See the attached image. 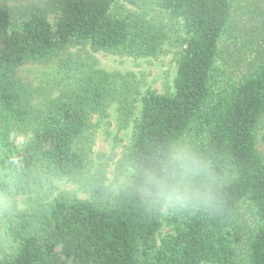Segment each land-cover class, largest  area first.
Masks as SVG:
<instances>
[{"label": "trees", "instance_id": "16d2710c", "mask_svg": "<svg viewBox=\"0 0 264 264\" xmlns=\"http://www.w3.org/2000/svg\"><path fill=\"white\" fill-rule=\"evenodd\" d=\"M124 1L136 10L114 13L118 0H0V169L36 177L32 188L10 186L13 204L0 229L11 243H0V264H56L58 248L73 264H264V21L243 35L261 44L235 76L229 64L239 47L228 34L236 0ZM153 9L180 27L182 51L173 93L141 97L122 167L139 171L171 146L190 147L213 163L214 209L175 211L147 199L138 184L112 191L102 171L87 173L83 140L117 96L111 75L67 63V52L88 46L156 57L170 36L148 18ZM54 61L69 70L56 85L24 75ZM130 90L122 108L131 105ZM53 180L86 181L89 198L49 197L44 185ZM19 197L26 210L16 206ZM163 226L169 231L158 239Z\"/></svg>", "mask_w": 264, "mask_h": 264}, {"label": "rangeland", "instance_id": "374dc122", "mask_svg": "<svg viewBox=\"0 0 264 264\" xmlns=\"http://www.w3.org/2000/svg\"><path fill=\"white\" fill-rule=\"evenodd\" d=\"M233 5L234 13L238 18L234 20L231 27L232 32L228 35L237 40L236 47L239 48L237 50L234 48L229 68L233 75L239 76L255 58L258 46L261 44L260 42H248L243 35L254 25L264 21V0H236ZM135 10V7L124 0H118V5H115L113 12L120 14ZM151 15L154 17V22L164 27L170 36L164 50L156 57L133 58L113 53L93 52L88 46H76L67 52L69 54L66 58L67 63H79L81 66L89 63L96 69H101L111 75L114 95L117 96L116 99H109L108 106L104 111L100 110L95 114L91 120V130L83 140V148L89 152L88 175L102 171L106 180L110 174L126 175L127 172L122 167V159L131 145L133 126L140 114L141 97L147 91L155 92L158 95H169L174 91L177 60L182 51V32L177 24L171 23L168 13L153 9L151 13H148V18ZM54 19L52 16L49 17L51 23H54ZM254 21L258 23L255 24ZM248 44L251 50L247 46ZM58 63L54 61L51 65H36L24 75H27L36 84L42 82V86H47L49 82L56 85L58 79L56 80L55 77L64 75L66 71L69 72L65 68H60ZM127 86L131 88L128 92L131 105L122 108L121 105H126V103L120 99H123V92ZM110 186L113 187L114 182ZM44 191L49 197L65 195L80 200L89 198L86 181L53 180L46 182ZM18 204L20 210H26L29 206L26 197H19ZM241 218L243 223L249 227L251 220L247 209H242ZM168 231V228L163 226L158 239ZM54 257L56 264H73L72 260L66 259L60 253L59 248L56 249Z\"/></svg>", "mask_w": 264, "mask_h": 264}, {"label": "clouds", "instance_id": "9594fccd", "mask_svg": "<svg viewBox=\"0 0 264 264\" xmlns=\"http://www.w3.org/2000/svg\"><path fill=\"white\" fill-rule=\"evenodd\" d=\"M36 177L21 169H0V215L5 214L13 202L10 186L34 187ZM115 191L121 185H139L143 195L159 206L172 210L214 209L217 201V180L213 163L190 147L174 145L162 156L150 158L147 168L139 171L129 167L126 175L110 174L103 187ZM17 207L20 205L17 204ZM11 243L0 229V243Z\"/></svg>", "mask_w": 264, "mask_h": 264}]
</instances>
